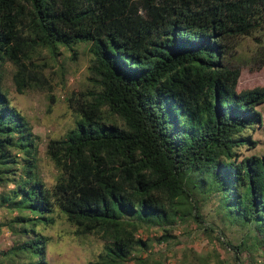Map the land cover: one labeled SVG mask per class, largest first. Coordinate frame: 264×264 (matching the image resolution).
<instances>
[{"label":"trees","instance_id":"1","mask_svg":"<svg viewBox=\"0 0 264 264\" xmlns=\"http://www.w3.org/2000/svg\"><path fill=\"white\" fill-rule=\"evenodd\" d=\"M263 26L264 0H0V210L11 215L0 229L18 237L9 264H48L38 228L58 213L105 241L99 264H151L135 254L150 248L144 226L204 223L211 198L264 249V155L240 152L258 146L250 132L264 127V87L238 91L231 66L235 40ZM81 43L91 45L90 88L69 100L75 128L48 144L59 171L49 188L3 71L16 67L20 94L43 90L47 65L33 55L76 56Z\"/></svg>","mask_w":264,"mask_h":264},{"label":"rangeland","instance_id":"2","mask_svg":"<svg viewBox=\"0 0 264 264\" xmlns=\"http://www.w3.org/2000/svg\"><path fill=\"white\" fill-rule=\"evenodd\" d=\"M91 45L81 43L77 52L61 49L62 56L54 59L47 51L33 55L37 64H45L44 74L50 87L27 89L20 94L13 76L16 67L8 64L3 73V89L14 109L22 113L30 123L33 133L39 139L38 170L47 187H53L59 177L53 161L48 157L47 147L52 139H63L75 128L78 117L71 108L70 99H78L90 88L89 68L93 55ZM76 57V60L74 59ZM231 66L241 70L238 91L264 87V26L252 36L235 40ZM54 99V102L52 101ZM75 101V100H74ZM260 111L264 116V105ZM258 143L250 151L241 148L242 155H264V127L250 132ZM249 135V134H248ZM10 186L9 189H13ZM1 191V190H0ZM199 197L192 193L191 200ZM204 223L194 220L165 227L145 225L140 235L150 240L147 251H139L136 257L148 259L151 264H264V249L259 247L252 228L229 222L219 216L217 201L214 198L201 203ZM11 215L0 210V223ZM171 231V238L165 239L164 230ZM49 238L46 261L48 264H99L105 252V241L99 235H83L78 227L58 213L56 222L50 227L38 228ZM18 241L7 227L0 229V264H9L5 253ZM245 243L247 250L238 255L230 245ZM128 264H134V260Z\"/></svg>","mask_w":264,"mask_h":264}]
</instances>
